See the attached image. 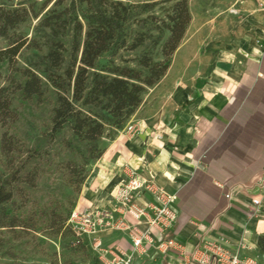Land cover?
<instances>
[{"label": "crops", "instance_id": "1", "mask_svg": "<svg viewBox=\"0 0 264 264\" xmlns=\"http://www.w3.org/2000/svg\"><path fill=\"white\" fill-rule=\"evenodd\" d=\"M233 7L238 24L227 40L215 41L213 52L187 45L189 27L166 76L129 120L141 130L129 138L122 129L107 140L76 208L111 207L134 167L176 196L178 219L169 236L189 254L203 240H222L264 263V0ZM99 238L113 254L131 249L125 231ZM179 258L169 251L134 264H177ZM94 259L104 264L97 254Z\"/></svg>", "mask_w": 264, "mask_h": 264}, {"label": "trees", "instance_id": "2", "mask_svg": "<svg viewBox=\"0 0 264 264\" xmlns=\"http://www.w3.org/2000/svg\"><path fill=\"white\" fill-rule=\"evenodd\" d=\"M32 20H38L35 36L18 33ZM192 20L189 0H0V40L7 42L0 48V120L17 118V98L43 104L48 92L53 94L46 132L14 173L0 176V229L17 235L48 231L77 242L67 224L75 203L44 210L42 224L18 199L20 186H35L33 162L56 145L71 156L64 163L69 183L82 186L105 152L104 139L115 138L147 90L166 76ZM44 48L47 52L31 65L15 67L23 49ZM7 66L23 79L6 77ZM7 145L8 152L14 151L11 141ZM263 241L264 235L259 246ZM78 244L85 248L88 243ZM0 251L17 256L4 237Z\"/></svg>", "mask_w": 264, "mask_h": 264}, {"label": "rangeland", "instance_id": "3", "mask_svg": "<svg viewBox=\"0 0 264 264\" xmlns=\"http://www.w3.org/2000/svg\"><path fill=\"white\" fill-rule=\"evenodd\" d=\"M240 1L242 0H189L193 20L187 45L196 51L213 52L215 41L227 40L235 30L238 20L232 17L235 11L233 5ZM217 15L220 18L212 22V18ZM37 21L32 20L24 24L18 33L29 37L35 36L34 27ZM198 34L199 38H197ZM6 45L5 40H0V48ZM46 52L47 48L43 51L23 49L17 57L15 67L25 68L37 60L38 54ZM4 75L9 78L15 77L16 80L23 79L19 72L9 66L5 68ZM52 103L51 91L48 92V100L43 104L35 101L24 102L17 98L14 101L18 113L17 118L7 123L0 120V176L9 177L14 173L26 156L27 150L34 148L38 139L46 132ZM108 139L106 137L104 142ZM9 141L14 148L12 152H8L7 143ZM49 151V154L45 153L43 158L32 164V167L38 169L34 180L35 186L30 188L21 185L18 197L20 201L27 203V210L34 214L35 219L42 224L44 219L41 218V213L44 210H52L63 201L67 205L75 203L74 208H76L83 189V185L77 187L69 183L64 163L70 160L71 156L65 147L56 145L52 149L49 148ZM18 234L6 228L0 229V239L3 237L7 239L17 253V256L9 257L0 251V264H97L98 262L94 259L90 245L87 244L85 248L80 247L71 235H55L48 231L34 233L31 230Z\"/></svg>", "mask_w": 264, "mask_h": 264}, {"label": "built area", "instance_id": "4", "mask_svg": "<svg viewBox=\"0 0 264 264\" xmlns=\"http://www.w3.org/2000/svg\"><path fill=\"white\" fill-rule=\"evenodd\" d=\"M140 130L139 123L131 121L123 128L129 138ZM145 194L150 199L141 201ZM113 198L109 208H75L67 221L77 242H87L104 264H134L137 257L154 258L169 251L179 254L177 264H264L258 257L241 255L222 240H203L189 254L176 237L169 236L178 219L176 196L153 180L143 178L137 168L130 167ZM254 204L260 205V200L255 199ZM116 230L128 233L130 250L120 249L113 254L111 249L103 247L99 234Z\"/></svg>", "mask_w": 264, "mask_h": 264}]
</instances>
